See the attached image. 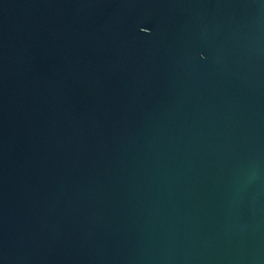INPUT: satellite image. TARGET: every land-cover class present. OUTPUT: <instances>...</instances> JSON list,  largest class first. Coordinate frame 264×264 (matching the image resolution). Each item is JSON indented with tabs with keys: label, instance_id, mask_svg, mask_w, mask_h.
<instances>
[{
	"label": "water",
	"instance_id": "1",
	"mask_svg": "<svg viewBox=\"0 0 264 264\" xmlns=\"http://www.w3.org/2000/svg\"><path fill=\"white\" fill-rule=\"evenodd\" d=\"M0 264H264V0H0Z\"/></svg>",
	"mask_w": 264,
	"mask_h": 264
},
{
	"label": "snow or ice",
	"instance_id": "2",
	"mask_svg": "<svg viewBox=\"0 0 264 264\" xmlns=\"http://www.w3.org/2000/svg\"><path fill=\"white\" fill-rule=\"evenodd\" d=\"M148 30V29H147Z\"/></svg>",
	"mask_w": 264,
	"mask_h": 264
}]
</instances>
